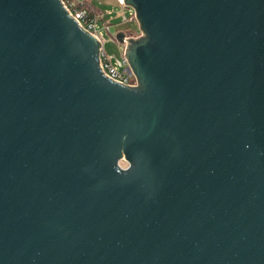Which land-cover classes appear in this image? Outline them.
<instances>
[{
    "label": "water",
    "instance_id": "water-1",
    "mask_svg": "<svg viewBox=\"0 0 264 264\" xmlns=\"http://www.w3.org/2000/svg\"><path fill=\"white\" fill-rule=\"evenodd\" d=\"M123 3L0 0V264H264V0Z\"/></svg>",
    "mask_w": 264,
    "mask_h": 264
},
{
    "label": "rangeland",
    "instance_id": "rangeland-1",
    "mask_svg": "<svg viewBox=\"0 0 264 264\" xmlns=\"http://www.w3.org/2000/svg\"><path fill=\"white\" fill-rule=\"evenodd\" d=\"M75 2V6L83 8L87 13L97 18L99 28L103 33V42L105 51L108 56L121 58L123 47L119 45L116 40V35L119 32L132 34L137 38L140 36V27L135 20L134 22H124L125 18L129 17V11L125 5H121L118 0H72ZM93 7H92V5ZM133 11V10H132ZM134 12V11H133ZM110 26V31L105 30V26ZM121 167L126 168L127 162H121Z\"/></svg>",
    "mask_w": 264,
    "mask_h": 264
},
{
    "label": "built area",
    "instance_id": "built-area-1",
    "mask_svg": "<svg viewBox=\"0 0 264 264\" xmlns=\"http://www.w3.org/2000/svg\"><path fill=\"white\" fill-rule=\"evenodd\" d=\"M64 6L67 10L72 14V16L77 20V22L82 26L84 30L92 34L101 42V50H100V65L106 77L117 81L121 84H124L129 87H134L137 85V80L132 72L128 60L125 56V45L120 46L123 47V52L121 54V58H115L108 56L105 51L104 42H103V33L99 28V24L97 18L91 17L86 10L83 8L76 7L75 2L72 0H62ZM121 5H124L123 0H118ZM129 9V8H128ZM136 20L135 13L130 10L129 17L125 18L124 22H134ZM105 30L107 32L110 31V26H105ZM126 37H133L132 34L125 33Z\"/></svg>",
    "mask_w": 264,
    "mask_h": 264
},
{
    "label": "trees",
    "instance_id": "trees-1",
    "mask_svg": "<svg viewBox=\"0 0 264 264\" xmlns=\"http://www.w3.org/2000/svg\"><path fill=\"white\" fill-rule=\"evenodd\" d=\"M92 5V4H91ZM92 7H93V5H92ZM94 8V7H93Z\"/></svg>",
    "mask_w": 264,
    "mask_h": 264
}]
</instances>
